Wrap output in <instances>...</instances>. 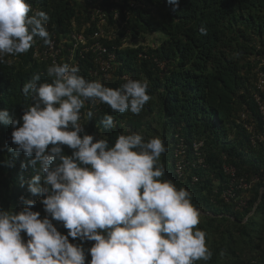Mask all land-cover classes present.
I'll use <instances>...</instances> for the list:
<instances>
[{
  "label": "trees",
  "instance_id": "16d2710c",
  "mask_svg": "<svg viewBox=\"0 0 264 264\" xmlns=\"http://www.w3.org/2000/svg\"><path fill=\"white\" fill-rule=\"evenodd\" d=\"M29 2L32 12L49 15L46 27L50 38L58 35L56 47L61 36L67 38L72 31H82L91 45L116 46L113 59L98 52L76 56L86 79L112 88L129 78L147 82L151 99L140 114L117 113L107 104L86 102L81 123L84 132L110 144L129 132H138L145 140L162 139L167 148L158 161L165 170L162 179L191 193L200 214L197 227L206 233L212 253L209 261L197 264H264V115L254 99L259 70H264V0H179L175 11L168 0ZM99 8L104 23L99 22ZM201 26L206 35L199 32ZM95 31L102 33L93 36ZM148 35L154 36L152 44L145 43ZM36 44L41 46L39 53L47 46L37 37L28 52L0 64V109L17 119L30 103L22 92L24 83L34 73L41 81H50L46 69L51 63L33 57ZM102 60L109 62L106 70ZM88 111L93 112L90 120ZM242 113L255 132L240 121ZM106 115L113 116L115 127H103L100 121ZM12 130L0 124V208L19 211L23 207L19 198L24 196L37 201L33 210L43 218L47 213L39 194L33 196L27 187L38 166L31 163L32 157L14 151ZM195 144L200 145L198 150ZM63 151L72 153L67 146ZM226 167L233 169L236 180L256 178L242 209L237 208L245 194L242 189H236V198L230 201L222 197L232 179ZM53 223L67 234L61 222ZM69 240L83 245L87 264L91 259L87 250L94 242Z\"/></svg>",
  "mask_w": 264,
  "mask_h": 264
},
{
  "label": "clouds",
  "instance_id": "9594fccd",
  "mask_svg": "<svg viewBox=\"0 0 264 264\" xmlns=\"http://www.w3.org/2000/svg\"><path fill=\"white\" fill-rule=\"evenodd\" d=\"M168 3L174 11L179 8V0ZM49 19L43 10L32 12L29 0H0V64L28 52L37 37L50 46ZM199 32L207 34L203 26ZM106 47L114 53L116 46ZM46 72L50 81L34 73L24 83L22 92L30 103L19 119L0 109V124L13 129L14 151L32 157L38 166L27 187L33 196L39 194L47 213L41 218L33 210L37 201L24 196L19 211L0 209V264H86L83 245L69 237L94 242L87 264L209 261L212 253L206 233L197 227L200 214L191 193L162 179L165 170L158 161L167 151L162 139L145 140L129 132L110 144L84 132L81 110L86 102L138 115L151 99L147 82L129 78L112 88L86 79L67 62L53 63ZM86 115L90 120L93 112ZM100 123L105 129L115 127L111 115ZM63 146L72 149L71 155ZM53 221L61 222L67 234Z\"/></svg>",
  "mask_w": 264,
  "mask_h": 264
},
{
  "label": "built area",
  "instance_id": "2783aa9c",
  "mask_svg": "<svg viewBox=\"0 0 264 264\" xmlns=\"http://www.w3.org/2000/svg\"><path fill=\"white\" fill-rule=\"evenodd\" d=\"M97 12L101 15L100 16V23H104L105 19L103 14L100 12V9H97ZM116 16V14H115ZM102 31H95L93 36H97L101 34ZM58 35H53L51 38V45H47L43 48V51L39 53V49L35 50L34 56L39 57V60L41 61H47L51 64L53 63H64L67 62L70 65H78L79 60L76 59V56L79 55L81 58L85 56V54L95 53L98 52V54H105L109 58H114V53L110 51L106 46L100 45L99 43L89 44L87 36L82 31H72L68 35L67 38H61L59 39V47H56V43L58 40L56 39ZM66 44V45H65ZM64 46V47H63ZM65 49L67 53H63L62 50ZM102 69H107L109 66V62L102 60ZM258 91L254 94L255 102L257 103L258 109L261 114L264 115V100H263V94H264V70H259L258 74V83H257ZM240 121L243 122L244 126L250 131L255 132V129L253 127V124L248 121V116L245 113H242L240 116ZM263 123H264V116H263ZM264 127V124H263ZM200 145L195 144V150H198ZM182 166L178 164L177 170L180 171ZM225 171L228 174L232 175V179L230 180L227 189H225L222 192V197L226 201H230L231 199L236 198V189H242L245 194L242 197H239L237 201V208L242 209L246 206V202L248 200V189L253 183V181L256 180V178H251L250 181H247L245 177H240L238 180H236L234 176V171L232 168H225ZM21 201V199L19 198ZM1 209V208H0Z\"/></svg>",
  "mask_w": 264,
  "mask_h": 264
},
{
  "label": "rangeland",
  "instance_id": "374dc122",
  "mask_svg": "<svg viewBox=\"0 0 264 264\" xmlns=\"http://www.w3.org/2000/svg\"><path fill=\"white\" fill-rule=\"evenodd\" d=\"M153 39H154V36L153 35H148L146 37L145 43L152 44L153 43Z\"/></svg>",
  "mask_w": 264,
  "mask_h": 264
}]
</instances>
